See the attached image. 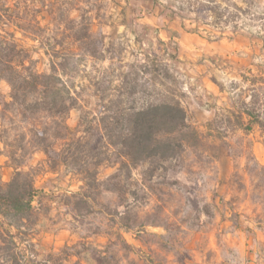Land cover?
Masks as SVG:
<instances>
[{
	"label": "rangeland",
	"instance_id": "1",
	"mask_svg": "<svg viewBox=\"0 0 264 264\" xmlns=\"http://www.w3.org/2000/svg\"><path fill=\"white\" fill-rule=\"evenodd\" d=\"M188 1L159 0L183 10ZM7 3L14 9L19 1ZM26 3L27 32L8 31L39 72H49L51 59L64 62L58 76L77 99L66 121L71 132L82 124L76 137L101 116L126 78L137 84L134 106L161 95L179 99L199 142L153 173L147 165L124 169L122 195L101 192L99 205L81 217L65 204L81 183L63 169L48 171L45 154L34 153L23 170L36 173L34 187L43 195L33 204L35 216L18 223V234L0 219V264H264V136L245 115H234L244 106L264 113V0L236 30L216 28L213 20L195 23L189 13L160 22V9L141 0ZM54 43L56 55L48 47ZM9 91L0 81V104L9 101ZM92 126L91 149L107 156L104 131ZM65 143L57 142L56 152ZM116 168L105 163L98 179ZM12 175L0 155V185Z\"/></svg>",
	"mask_w": 264,
	"mask_h": 264
},
{
	"label": "trees",
	"instance_id": "2",
	"mask_svg": "<svg viewBox=\"0 0 264 264\" xmlns=\"http://www.w3.org/2000/svg\"><path fill=\"white\" fill-rule=\"evenodd\" d=\"M18 1L14 10L7 0H0V81H4L10 89L9 101L3 100L0 104V155L7 158V165L13 169L11 179L0 185V219L6 221L17 234L21 229L18 223L30 221L35 216L33 204L39 194L43 195L42 191L34 187L36 173L23 170L34 153L45 154L48 171L58 173L63 169V175H70L81 183L79 192L71 193L65 202L76 216L81 217L83 213H89L93 206L99 205L97 199L101 192L112 191L122 195L120 178L124 169L129 171L147 165L153 173L155 167L157 169L177 158L187 147H194L199 142L198 133L188 123L186 111L179 99L161 95L152 102L134 106L132 103L137 97V84L126 78L119 89L123 90L111 96L101 116L92 118L84 135L76 137L82 124L79 123L78 128L71 132L66 121L70 111L77 107V99L58 76L64 62L51 59L49 72H39L27 50L18 45L14 33L8 31L11 26L22 33L28 30L25 27L27 0ZM141 1L160 9L157 14L160 22L164 19L169 22L176 18L185 19L183 13H189L193 15L195 23L213 20L216 28L224 29L232 25V29L236 30L238 20L244 15L248 16L258 0H189L187 10L175 7L172 3L160 4L159 0ZM229 7L234 9V14H229ZM47 8L52 13V7ZM37 13L39 11L34 12L33 18ZM259 19H264V12ZM142 30L144 32L146 28L142 27ZM31 31L39 33L41 30ZM58 31V28L54 29L55 33ZM259 31L264 32V22L259 24ZM261 39L264 40V36ZM57 44L48 46L54 55L57 54ZM79 48L88 51L87 46L81 45ZM174 51L173 59H176L177 48ZM234 87L237 85L234 84ZM254 87L255 84H252L250 92L253 94L257 91ZM105 99L106 96L99 101L104 102ZM11 114L13 116L8 118ZM234 115L237 119L245 115L249 123L256 124L264 136V113L244 106ZM92 124L99 131H104L107 156L91 149L89 137L93 130ZM245 129L250 128L245 126ZM60 141L66 143L61 151L56 152L55 146ZM105 163L117 167L116 172L100 181L99 169ZM120 225L129 228L123 223ZM7 233L11 239L16 236L11 235L9 230ZM10 264L19 263L13 259Z\"/></svg>",
	"mask_w": 264,
	"mask_h": 264
}]
</instances>
